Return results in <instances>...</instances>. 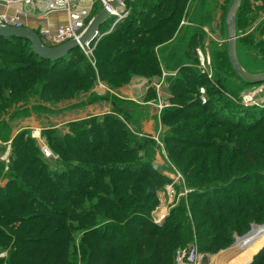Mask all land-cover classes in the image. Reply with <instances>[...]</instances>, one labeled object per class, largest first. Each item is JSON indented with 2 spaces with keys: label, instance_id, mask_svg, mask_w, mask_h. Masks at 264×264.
<instances>
[{
  "label": "trees",
  "instance_id": "obj_1",
  "mask_svg": "<svg viewBox=\"0 0 264 264\" xmlns=\"http://www.w3.org/2000/svg\"><path fill=\"white\" fill-rule=\"evenodd\" d=\"M246 3L243 0L238 10L237 28L249 19ZM213 5L218 7L216 0H127L128 9L143 7L140 13L148 22L138 25V12L131 15L129 11L118 25L121 35L109 34L97 43L106 49L97 50L103 59L96 60V68L79 48L49 60L37 55L23 39L0 38V141L10 140L15 119L32 112L53 113L57 105L79 100L89 91L95 97L98 81L115 89L141 72L159 75L163 69L179 70L186 72L188 79L173 84L181 92L175 93L172 101L196 93L188 86L193 84L197 92L199 87L206 88L209 102L173 103L161 112V120L167 123L181 116L182 132L191 136L205 129L207 138L187 141L168 137L166 142L173 144L169 156L182 158L190 148H199L183 167L186 173L198 166L185 174L189 186L198 180L203 185L229 177L238 157L253 159L240 139L264 128L259 129L264 109L252 119L230 97L214 98L221 88L235 97L250 83L236 72L230 73L236 79L228 75L230 68L217 49L212 52L213 81L197 75L196 67L187 65L186 58L195 55L190 47L194 49V40L200 36L191 24L184 31L179 29L177 43H168L174 39L184 12L191 11L194 19L205 16ZM162 46L164 50L158 53ZM262 49L264 52V46ZM114 99L111 112L68 122V131L52 125L43 129L46 144L58 156L55 162L31 137L30 129L21 130L11 140L8 162L2 159L6 148L0 145V264H174L178 246L184 247L192 238L191 224L181 221L187 214L179 208L172 209L161 223L151 218L158 190L171 179L155 165L156 140L142 132L139 104L118 96ZM213 100L218 106L212 110L209 104ZM195 106L214 118L206 128L205 123L192 125L201 115L186 112ZM233 188L216 196L213 192L208 197L202 192L190 196L198 206L197 214L210 217L206 220H211L210 232H229L230 228L244 235L251 222L264 221V191L258 186L246 191ZM232 241V235H224L216 241L220 242L216 249L212 245L204 249L213 252ZM263 247L251 264H264Z\"/></svg>",
  "mask_w": 264,
  "mask_h": 264
},
{
  "label": "rangeland",
  "instance_id": "obj_2",
  "mask_svg": "<svg viewBox=\"0 0 264 264\" xmlns=\"http://www.w3.org/2000/svg\"><path fill=\"white\" fill-rule=\"evenodd\" d=\"M244 1L247 2V13L249 14V19L245 22V24L242 23V25L236 30L237 53L239 60L246 71H248L250 74H260L264 72V52L262 49L264 43H260L261 39H264V0ZM83 2L86 6L90 5V0H83ZM233 2L234 0H216V4L218 7H215L216 5H213L214 7L211 8L205 16L201 15L199 17H195L194 19H192L191 11L184 12L180 20V26L178 27V30L174 35V39L168 41V43H177L178 39H176V36L179 33V29L182 28V30L184 31L187 27H189L190 24L192 25L194 31H196L197 33L200 32L199 39L197 37L194 40L196 43L194 49L190 47V50L195 53V55L186 56V58L188 59L187 65L196 67L195 72L197 73V75H205L210 81H213L214 79V63L212 59V52L214 49H217L218 55L222 57V60H224V64H226L230 68L228 71V75L232 76L234 79L237 78L235 74H230L231 71L235 72V70L232 68L233 65L231 64L229 58V40L226 24L227 14L229 9L233 5ZM102 8V2L95 1L93 9L91 11V15L95 16L99 11H101ZM142 8L143 7L141 6L140 8L136 9L131 6V8L128 9L126 6L125 15L122 14L120 17L108 16V18L100 28L103 33L102 37L109 34H113L111 35V37L120 36V29L117 30L118 25L122 23V19H125L129 11H131V15L134 13V11H137L138 13L136 14L140 18L138 25H144V21L148 22V18L140 13V10ZM146 9L149 10L150 6H148ZM254 14L258 15L257 18L251 17ZM237 15L238 11L236 13V18ZM199 22L203 23L199 24ZM134 25L135 24L131 26V30L135 29L133 28L135 27ZM101 38L98 41L93 42L87 52H83L87 60L90 61L92 66H94L95 68L96 60L103 59L102 56L97 55V50L106 49L104 46H101L100 48V46H98L97 44L99 43ZM140 39L141 38H137L136 41L140 42ZM109 41L110 40H108L107 43ZM143 41L144 43H150L149 40ZM45 44L50 45L51 43ZM164 48L165 47L162 46L158 53H162ZM202 58L204 59L203 61ZM228 62L230 63V65L228 64ZM132 79H134L133 83ZM180 79H182V81L184 82H187L188 75L186 74V72L163 69L162 73L159 75L155 73H153V75H147L145 72L136 74L127 83L115 89L111 88V86L105 82L98 81L94 88V91H96L95 97L92 96V91H89L87 95L81 97L79 100L62 103L57 105L55 108L52 107L54 109L53 113H43L39 115L38 113L32 112V114L27 116L26 118L15 119L12 123L14 124L16 123V120L20 119L30 118L29 120H31L32 118H35L34 121L35 124H37V128H34V131H38L40 133V138H36V141L41 147L44 141L46 143L45 136L42 134V131L45 127H49L50 125H52L55 127H60L62 131H68L69 128L67 123L69 121H72L73 119H83L97 114L101 116L105 113L111 112L114 109L112 100L114 101V98L116 96L122 99L135 101L141 107L140 112L142 115V132L144 134L152 136L156 140V159L154 161L155 165L163 174L171 179V182L166 183L163 189L158 190L157 201L154 210L151 213V218L155 222L161 223L170 214L172 209L179 208L183 213L186 212L187 214L185 220H181L182 223H190L193 230L192 238L185 244V246L194 242L198 243L201 248L200 252L204 255L209 256V264H251L255 258V253L259 252V250L264 246V239L260 243V245H255L250 252L249 250L246 251V248L253 244V242L255 241L249 242L247 244H242L244 242L239 244L237 243V239L241 236H244L245 234L239 235L237 231L230 230V228L229 232L219 230H217L216 232H210L207 228L210 226L211 220L209 223L206 222V220L210 219V217L204 216L202 215V213L197 214L198 206L196 207L192 204L194 200L190 199V196H193V193L196 192L205 193V195H207L206 197L212 195L213 192V196H216L219 193H223L226 188L231 187L232 185H234V191L240 189L244 191L250 190L249 188H251L252 186H258L261 190L264 191V128H262L264 127V116L260 122L261 126L259 127V129L262 128L260 132L244 134L240 139L243 147H247L250 151V156L254 161L253 163L251 162L252 160H248L246 156L238 157L235 160V171L229 177H222L220 180L216 181L208 180L203 185L199 184L198 180V183L196 185L189 186L186 182L187 180L185 174L190 173V171H194L198 166L189 169L186 173L184 172L183 167L187 159L195 155L196 152L199 151V148H190L187 154L182 158H178L177 154H175V158H171L169 156V152H171V147L173 144L171 142H166V139L168 137H181L183 139H186L187 141H201L202 139L206 140L207 132L204 129L202 131H196L194 133L192 132L191 136H189L190 133L182 132V128L179 126L181 116L172 122L164 123L161 120V112L171 107L173 103H175L174 105H181L185 104L186 101H192V103L200 101L204 105L208 104L210 94L204 86L199 87V92H197L198 88L195 90V86H193L192 84L188 86H190V88L192 87L196 93L192 92L190 94H185L183 98H181V100L172 101V96L175 95V93L181 92V90H176L173 87V84L175 82H178L177 80ZM100 84L104 85L107 88L106 91L97 92V90H95L98 85L100 86ZM156 84L159 85V88H157ZM151 85H153L154 87H151ZM126 86H128L126 91L128 93H132V95L130 96H135L134 98H131L128 95L124 94L125 91H121V88H124ZM202 88H204V92L201 91ZM222 91L224 92V95L221 93ZM107 92L109 93V96H107ZM225 96L230 97L234 103H239L240 105H242L246 109L245 113L247 114V116H249L248 118L251 117L253 119L254 117L259 116L260 113L263 112L262 109H264V81L248 84L244 90H242L238 95L235 96L236 98L234 97V95L230 96V94L226 93L224 89L221 88L219 93L214 95V98H225ZM91 97L94 98L92 99ZM90 98L92 100L91 102H88L90 101ZM167 101L170 103V106L160 110L159 105L164 104V102ZM117 103L122 104L119 101H117L116 104ZM209 106L213 110L218 105L216 104V101L213 100L209 104ZM126 107H131V105H126ZM192 112H196L201 115V117L193 122L192 125H196L197 123H205L206 128L208 124L214 120V118H212L210 114L203 108H197L195 106L194 108L189 109L186 113ZM147 121H152L154 123V134H149L143 130L144 123ZM225 129L230 128L226 127ZM32 133L33 131L30 130L31 137ZM4 156L5 154H2V159H4ZM57 157V155H53L48 159L55 162V159ZM211 159H214V157H212ZM176 160H178V162ZM176 186L178 188H176ZM183 198L184 202L181 204V199ZM201 221L205 223L201 225ZM262 224H264V221L251 222L250 230L253 227ZM197 225L200 226L199 230L197 228ZM226 225L229 227V224ZM257 230L254 233H256ZM224 235L233 236V241L231 244H229V246L222 247L213 252H208L206 251V249H204L207 245H212L216 249L218 247V244H220V242L216 241L219 237H224ZM247 241L249 240H245V242ZM181 247L182 245H179L177 249ZM239 257L240 259L237 260ZM261 260H259V263Z\"/></svg>",
  "mask_w": 264,
  "mask_h": 264
},
{
  "label": "built area",
  "instance_id": "obj_3",
  "mask_svg": "<svg viewBox=\"0 0 264 264\" xmlns=\"http://www.w3.org/2000/svg\"><path fill=\"white\" fill-rule=\"evenodd\" d=\"M95 1L102 2L103 8L105 7L109 12V17H120L122 14L125 15L126 2L122 1L118 7H113L108 4L106 0H90V5L88 6L85 5L83 0H0V4L6 9H11L15 6L18 7L19 5L21 6V10L18 9L15 14L5 10V12L0 15V26L22 27L24 26L21 21L22 16L47 19L51 13L65 12L67 15L66 22L57 24L49 22L38 31L42 43H51L48 46H56L61 43L76 40L78 43L77 48L83 52H87L90 45L98 41L103 35L101 29H98L90 40L86 42L81 40V37L94 17V15H91V11ZM203 60L202 58V61ZM201 91L204 92V88H202ZM159 106L160 110H162L163 108L169 107L170 103L167 101ZM39 136L40 133L38 131H33V138H40ZM41 149L47 157L53 156L52 151L45 141ZM6 161L8 162L9 160L6 159ZM203 255L204 254L200 252L198 243L194 242L176 250L174 264H201Z\"/></svg>",
  "mask_w": 264,
  "mask_h": 264
},
{
  "label": "water",
  "instance_id": "obj_4",
  "mask_svg": "<svg viewBox=\"0 0 264 264\" xmlns=\"http://www.w3.org/2000/svg\"><path fill=\"white\" fill-rule=\"evenodd\" d=\"M108 4L113 7H118L120 2H126L127 0H106ZM242 0H234L232 7L229 9L226 19L227 29H228V40H229V53L230 60L233 65V68L237 75L241 77L247 83H255L264 81V72L260 74H250L242 66L238 53H237V43H236V30H237V18L236 13L240 8ZM109 15L108 10L104 7L99 11L91 20L90 24L87 27V30L81 37L83 42L90 40L92 35L96 30L100 29L105 20ZM0 38H19L23 39L26 42L30 43L31 49L40 57L56 60L64 57L70 51L77 48L78 43L76 40L68 41L61 43L56 46H48L42 43V39L38 31L33 30L32 28L22 26V27H13V26H0ZM258 229V230H257ZM263 232L264 224L253 227L248 233L244 236H241L237 239V243L247 244L252 242V239H249L251 235L255 234L254 232ZM256 232V233H257ZM259 235H257L258 237ZM245 240H250L245 242ZM201 264H209V256L203 255L201 259Z\"/></svg>",
  "mask_w": 264,
  "mask_h": 264
},
{
  "label": "crops",
  "instance_id": "obj_5",
  "mask_svg": "<svg viewBox=\"0 0 264 264\" xmlns=\"http://www.w3.org/2000/svg\"><path fill=\"white\" fill-rule=\"evenodd\" d=\"M20 9L21 10V6L19 5L18 7H12L11 9H6L3 5L0 4V15L3 14L5 12V10L9 11V13L15 14L17 12V10ZM21 21L23 23L24 26L32 28L33 30L36 31H40L43 27H45L49 22L52 23H63L67 21V15L65 12H54L51 13L50 16L47 19H37V18H33V17H27V16H22L21 17ZM137 79V78H134ZM132 79V83L133 80ZM140 79V78H139ZM144 84V83H142ZM157 88H159V85L156 84ZM128 86L121 88V91L124 92V94L128 95L129 97H131L130 95H132V93H128L126 91ZM130 87V86H129ZM151 87H154L153 85H151ZM106 87L102 84H100V86L98 85L97 88L95 90H97V92H103L106 91ZM125 89V90H124ZM161 90V89H159ZM135 97V96H134ZM131 97V98H134ZM108 111V109H107ZM106 112V111H105ZM104 113V112H102ZM98 115V114H97ZM30 118L27 119H20V120H16L13 125H12V133L10 136V140L8 142H1L0 141V145L4 146L6 148L5 151V156L4 159H8V156L11 152V140L23 129H30L32 131H34V128H37V124H35V118H32L31 120H29ZM74 121L77 119H73ZM72 120V121H73ZM71 122V121H69ZM58 126V125H56ZM143 130L149 134H154V123L152 121H147L144 123V127ZM5 183V182H4Z\"/></svg>",
  "mask_w": 264,
  "mask_h": 264
},
{
  "label": "bare ground",
  "instance_id": "obj_6",
  "mask_svg": "<svg viewBox=\"0 0 264 264\" xmlns=\"http://www.w3.org/2000/svg\"><path fill=\"white\" fill-rule=\"evenodd\" d=\"M260 232H258V233H255V234H253L249 239H252V241H255V242H253V244H251L249 247H247L246 248V251H252L251 249H253V247L255 246V245H260V243L263 241V239H264V232L263 233H261L260 235ZM257 235H259L258 237H257ZM250 241V240H249ZM240 259V257L237 259V260H239ZM252 261V260H251Z\"/></svg>",
  "mask_w": 264,
  "mask_h": 264
}]
</instances>
